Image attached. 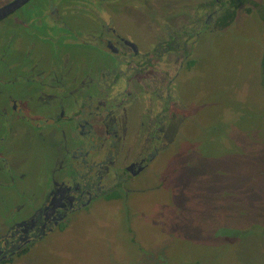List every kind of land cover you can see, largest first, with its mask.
Masks as SVG:
<instances>
[{
    "label": "rangeland",
    "instance_id": "obj_1",
    "mask_svg": "<svg viewBox=\"0 0 264 264\" xmlns=\"http://www.w3.org/2000/svg\"><path fill=\"white\" fill-rule=\"evenodd\" d=\"M130 1L101 5L116 20L119 12L128 16L119 29L140 49L159 42L172 47L168 28L172 35L184 33L175 56L189 63L177 79L179 101L172 109L188 120L176 127V141L150 173L131 184L133 192L79 208L47 239L6 264H264V0L236 4L235 20L213 28H206L207 16L223 10L218 0ZM53 2L64 8L62 25L45 16ZM91 9L72 0H31L0 21V109L6 104L11 110V95L28 106L37 103L26 79L33 78L30 66L40 56L56 64L62 56L79 65L118 62L100 43H82L66 30L83 35L97 28ZM25 110L29 115L7 121L0 111L2 151L10 157L8 166L0 164L5 221L11 215L6 208L18 209L21 221L25 208L41 207L53 176H69L75 119L61 129L59 119L43 120L41 108Z\"/></svg>",
    "mask_w": 264,
    "mask_h": 264
},
{
    "label": "flooded vegetation",
    "instance_id": "obj_2",
    "mask_svg": "<svg viewBox=\"0 0 264 264\" xmlns=\"http://www.w3.org/2000/svg\"><path fill=\"white\" fill-rule=\"evenodd\" d=\"M14 1L0 0V8ZM30 1L1 20L15 14ZM72 1L87 9L93 7L91 10L96 13L98 27L85 30L83 35H80L83 30L68 27L66 30L72 31L82 43H100L102 49L114 54L118 62L114 65L98 62L79 65L62 56L63 61L56 64L51 58L49 62H42L40 56L30 66L33 78L26 79L32 82V89L38 94L37 103L28 106L11 95V110H7L6 104L0 109L5 114V121L15 114L29 115L25 110L29 107L31 110L41 108L44 121L59 119L61 129L69 118H74L76 124L70 129L67 155L71 160L66 172L69 176H53L41 207L32 212L26 208L22 211L26 218L17 220L16 208H6L11 210L8 220L0 218V264L10 262L26 253L29 247L47 239L79 208H88L99 198H119L133 192L131 184L142 174L150 173L152 163L176 141L179 134L176 127L188 120L187 115L182 119L181 114L172 109L179 101L175 90L177 79L189 63L179 61L180 55L175 56L179 53L176 40L184 37V33L172 35L168 28L166 41L174 44L172 47L159 42L154 49H140L141 44L119 29L120 21H125L124 17L129 20L128 16L119 12L116 20L101 5L108 0ZM63 9L53 2L45 16L62 25ZM215 12L208 14L207 19L215 20ZM196 33L187 35L188 42ZM187 48V53H191V47ZM32 100L29 96L26 102ZM46 106L49 111L44 109ZM5 137L0 131V164L8 166L10 157L2 151ZM71 174L77 178L76 184L68 182L75 180Z\"/></svg>",
    "mask_w": 264,
    "mask_h": 264
},
{
    "label": "trees",
    "instance_id": "obj_3",
    "mask_svg": "<svg viewBox=\"0 0 264 264\" xmlns=\"http://www.w3.org/2000/svg\"><path fill=\"white\" fill-rule=\"evenodd\" d=\"M218 1L221 2V6L223 7V10H219L217 11V13H215V22L210 20L207 21L206 25L209 27L206 28H213L214 26L226 27L230 25L235 20L237 15L235 5L237 4L236 6H238L239 4H242L245 0H218ZM258 11H260V9ZM262 16L264 18V14H262Z\"/></svg>",
    "mask_w": 264,
    "mask_h": 264
},
{
    "label": "water",
    "instance_id": "obj_4",
    "mask_svg": "<svg viewBox=\"0 0 264 264\" xmlns=\"http://www.w3.org/2000/svg\"><path fill=\"white\" fill-rule=\"evenodd\" d=\"M28 1L29 0H15L14 2L10 3L8 6L0 8V20L6 17L8 14L12 13L17 8L23 6Z\"/></svg>",
    "mask_w": 264,
    "mask_h": 264
}]
</instances>
